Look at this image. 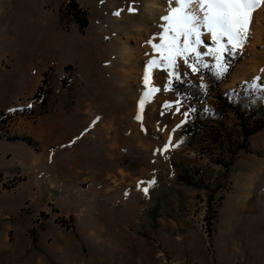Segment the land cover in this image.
Returning <instances> with one entry per match:
<instances>
[{"label":"rangeland","instance_id":"1","mask_svg":"<svg viewBox=\"0 0 264 264\" xmlns=\"http://www.w3.org/2000/svg\"><path fill=\"white\" fill-rule=\"evenodd\" d=\"M71 2L83 11L80 21L66 10ZM147 5L0 0V146L10 149L0 160V264L264 263V126L244 140L237 118L261 108L264 120V4L253 13L243 47L226 58V72L216 75L214 57H203L224 77L219 85L178 58L187 73L181 81L204 98L179 95L181 113L195 111L173 133L178 146L164 154L157 150L184 117L173 115L175 108L161 115V105L177 94L163 91L168 73L154 69L153 84L162 90L136 119L148 50L159 53L120 31L135 25ZM168 7L160 0L148 22L157 34ZM203 39L201 51L214 47L210 34ZM125 46L137 69L124 65ZM125 73L137 83L123 84ZM257 76L258 87H248ZM194 121L200 130L185 134ZM14 157L22 169L3 170ZM193 169L201 179L180 181ZM208 223L206 238L201 227Z\"/></svg>","mask_w":264,"mask_h":264},{"label":"snow or ice","instance_id":"2","mask_svg":"<svg viewBox=\"0 0 264 264\" xmlns=\"http://www.w3.org/2000/svg\"><path fill=\"white\" fill-rule=\"evenodd\" d=\"M262 4H264V0H168L167 15L161 17V20L166 23L160 25L162 31L157 34L159 43L153 42L155 37L146 41L154 53H159V57L152 56L145 62L142 77L144 91L138 101L136 119L143 120L142 114L145 105L152 102L155 95L162 90L153 84L154 69L159 68L168 73L169 79L166 81L163 91H172V81H180L184 76H187V73L181 74L180 65L177 62L178 58H182L192 72L197 73L201 68L208 67L203 57L213 56L216 61L214 65L217 69L216 75H222L226 72L230 65L225 59V55H231L243 47L250 34L253 13ZM127 10L129 12L135 11L131 6ZM119 14V11L114 13V15ZM206 34H210L211 43L214 47L201 51V48L207 43L203 39ZM261 79L257 76L253 78V81L245 83L248 87L256 88L258 85L255 81ZM201 87L206 86L201 85ZM260 87H264V85H260ZM182 104L183 101L177 91L175 101H165L161 105V115H165L166 111L175 108V112L172 114H182L184 119L169 132L168 140L164 142L162 148L157 150L160 154L178 146L173 142V133L186 123L190 111H195V109H189L181 113ZM166 127L158 128V130L163 131ZM144 183L151 186L155 183V179L141 181L137 186L139 187L140 184ZM143 191L147 193L148 187L143 188Z\"/></svg>","mask_w":264,"mask_h":264},{"label":"trees","instance_id":"3","mask_svg":"<svg viewBox=\"0 0 264 264\" xmlns=\"http://www.w3.org/2000/svg\"><path fill=\"white\" fill-rule=\"evenodd\" d=\"M66 10H68L72 14V16L75 18L76 21H80L81 19L80 13H82L83 11L81 10V8L78 6L76 2H71L70 4H68L66 6ZM81 24L84 27L86 25V20L83 19ZM226 58L229 59V56L227 54L225 55V59ZM198 73L200 75L207 77L214 86H217L224 81V77H217L211 70H209V68H201L200 71H198ZM172 87H173L172 92L174 94H177V91H178L179 95L182 96V98H184L185 96L186 98L197 100V101L202 100L204 98L203 91L192 83H188V82L181 81V80L180 81L174 80L172 82ZM217 96L223 100L222 102H224V99H223L224 97L220 96L219 94H217ZM260 110L261 108L256 109V110L249 109L242 113H237V118L242 128L241 135L244 140H246L250 135L254 134L255 132H257L264 126V120L260 118L259 116ZM198 122L195 123L194 121V122L187 123L183 127L184 133L190 136H192L193 134H196V132L200 130V127H199L200 123L198 124ZM22 139L29 143L31 142L29 137L23 136ZM215 140L217 141V139ZM240 148H243V146H240L238 149H235V150L239 151L241 150ZM235 150L230 151V154L234 155L236 153ZM230 164H231L230 162L225 163L224 167L226 168ZM201 173H202L201 170L199 171L196 169H193L191 171L184 170L183 173L179 176V179L180 181H183L184 183L191 185L193 184L194 178L201 179Z\"/></svg>","mask_w":264,"mask_h":264},{"label":"bare ground","instance_id":"4","mask_svg":"<svg viewBox=\"0 0 264 264\" xmlns=\"http://www.w3.org/2000/svg\"><path fill=\"white\" fill-rule=\"evenodd\" d=\"M148 2V5L145 7V11H143V15H141L138 19H137V23L135 25H130V26H123V27H120V31L122 32L123 30L121 29H124L123 31V34L126 33L128 35V37H130V34L131 33H134L137 37L138 40H142V41H145V40H149L150 38H153L155 37L158 38V35H157V32H156V29L154 27H148L150 26L148 23L152 18L153 16L155 15V12H156V9H158V4L160 2V0H147ZM175 6V4H173ZM148 15V16H147ZM149 17V18H148ZM163 22V21H161ZM166 23V22H164ZM162 30H160L161 32ZM159 34V32H158ZM133 35V34H132ZM128 39V38H127ZM128 41V40H127ZM124 52L121 53V59L124 60L125 59V66L129 67V68H136L135 65H131V59L133 58V54L130 50L129 47L125 46L124 47ZM149 51V56L147 57L148 59L150 57H152V53H150V49L148 50ZM153 51V50H152ZM141 58L142 55L139 54V56L137 57V60H138V63L141 62ZM136 60V59H135ZM133 63V62H132ZM117 67L123 65L122 63H118L116 64ZM138 66V65H137ZM124 67V66H123ZM138 68V67H137ZM136 68V69H137ZM117 73H120L118 71H116ZM123 73V72H122ZM120 75V74H119ZM138 77L136 76H133L131 75V73H125V76L123 78V81L125 84L126 83V86H129L131 85L132 83H137V82H134V81H138L137 80ZM125 86V85H124ZM143 86V85H142ZM139 100V98H138ZM137 100V101H138ZM138 103V102H137ZM109 110V109H108ZM113 138V137H112Z\"/></svg>","mask_w":264,"mask_h":264},{"label":"crops","instance_id":"5","mask_svg":"<svg viewBox=\"0 0 264 264\" xmlns=\"http://www.w3.org/2000/svg\"><path fill=\"white\" fill-rule=\"evenodd\" d=\"M5 54V51H3L1 48H0V57L1 56H3ZM10 154V149H6L5 147H1L0 146V160L1 161H3V162H6V158H7V156ZM17 165H19L20 167H21V169H22V162L20 161V159L19 158H17V157H14L12 160H11V162H10V164H8V168H7V166H6V163H5V165L3 166V167H5V168H3V170H5V171H8L9 169H11V170H17L18 168H19V166H17ZM1 172V171H0ZM244 200V199H243ZM241 202V201H240ZM259 264H264L263 263V261H261Z\"/></svg>","mask_w":264,"mask_h":264},{"label":"built area","instance_id":"6","mask_svg":"<svg viewBox=\"0 0 264 264\" xmlns=\"http://www.w3.org/2000/svg\"><path fill=\"white\" fill-rule=\"evenodd\" d=\"M201 228H202V233H203L204 237L209 238L210 232H212L209 224L208 225L206 224L205 226H202Z\"/></svg>","mask_w":264,"mask_h":264}]
</instances>
